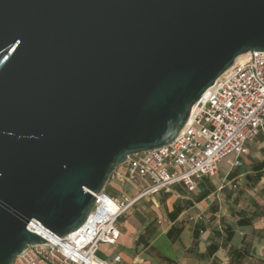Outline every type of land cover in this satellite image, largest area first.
<instances>
[{
  "label": "water",
  "instance_id": "water-1",
  "mask_svg": "<svg viewBox=\"0 0 264 264\" xmlns=\"http://www.w3.org/2000/svg\"><path fill=\"white\" fill-rule=\"evenodd\" d=\"M255 51L264 0H0V264L79 229Z\"/></svg>",
  "mask_w": 264,
  "mask_h": 264
},
{
  "label": "crops",
  "instance_id": "crops-1",
  "mask_svg": "<svg viewBox=\"0 0 264 264\" xmlns=\"http://www.w3.org/2000/svg\"><path fill=\"white\" fill-rule=\"evenodd\" d=\"M259 136L245 154L222 160L218 172L200 179L195 190L179 183L142 198L119 220L118 242L101 246L99 257L110 264H264V136ZM125 172L121 168L110 180L113 197L132 198L146 185L125 181Z\"/></svg>",
  "mask_w": 264,
  "mask_h": 264
},
{
  "label": "built area",
  "instance_id": "built-area-1",
  "mask_svg": "<svg viewBox=\"0 0 264 264\" xmlns=\"http://www.w3.org/2000/svg\"><path fill=\"white\" fill-rule=\"evenodd\" d=\"M211 94L174 141L129 156L120 166L125 181L146 183L136 196L113 197L105 187L79 229L55 243L29 245L15 264H110L99 257L101 246L118 242L119 220L142 198L179 183L195 190L200 179L218 172L222 160L245 154L249 143L264 136V52H250Z\"/></svg>",
  "mask_w": 264,
  "mask_h": 264
},
{
  "label": "rangeland",
  "instance_id": "rangeland-1",
  "mask_svg": "<svg viewBox=\"0 0 264 264\" xmlns=\"http://www.w3.org/2000/svg\"><path fill=\"white\" fill-rule=\"evenodd\" d=\"M260 141H261V137H260V136H258V137L254 140L255 143H258V142H260ZM119 171H121V167L118 168V172H119ZM109 188H110V181H109V183L107 184L106 189H107L108 193L111 195ZM126 191H129V188H127ZM112 195H114V194H112ZM112 195H111V196H112Z\"/></svg>",
  "mask_w": 264,
  "mask_h": 264
}]
</instances>
